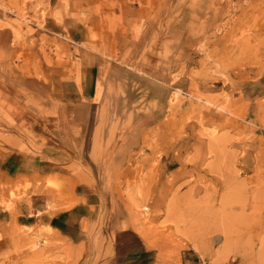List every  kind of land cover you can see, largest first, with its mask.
<instances>
[{
	"label": "rangeland",
	"instance_id": "rangeland-1",
	"mask_svg": "<svg viewBox=\"0 0 264 264\" xmlns=\"http://www.w3.org/2000/svg\"><path fill=\"white\" fill-rule=\"evenodd\" d=\"M83 52L105 60L102 82L113 67L124 84L168 88L144 138L116 137L132 134L117 92L83 99ZM58 134L66 148L48 156L67 160L50 176L8 177L12 154L44 157ZM85 182L120 202L98 228L134 230L152 264L188 249L202 264H264V0H0V264H112L107 235L76 251L20 219L34 195L54 212Z\"/></svg>",
	"mask_w": 264,
	"mask_h": 264
},
{
	"label": "crops",
	"instance_id": "crops-1",
	"mask_svg": "<svg viewBox=\"0 0 264 264\" xmlns=\"http://www.w3.org/2000/svg\"><path fill=\"white\" fill-rule=\"evenodd\" d=\"M105 66V60L97 54L92 52H83L79 61V78L80 88L82 91L83 99L87 102H95L99 87L105 85V92L109 90L118 93V96L114 100L115 115L121 122L128 121L131 125L130 131L132 134H116V137L120 140L122 138L129 137L134 140L142 139L146 135L150 128L156 126L160 122V118L163 115V109L165 103L168 102V88H166L160 82H150L151 84H144L142 87H134L132 82L124 84L122 79H118L117 70L108 72V82H102V68ZM76 88V87H75ZM77 90V88H76ZM81 108L88 112L89 107L82 105ZM149 111L148 114L141 113L142 110ZM123 118V119H122ZM125 120V121H124ZM69 136V134H67ZM71 135V134H70ZM42 136V135H41ZM48 135H44L46 139ZM61 139L59 141H52L49 138V146L46 156H42L37 153L12 154L2 164L3 169L9 178L14 180H24L37 178L43 179L50 176L51 161H58L59 158L64 159V154H68L66 151L56 150L60 155L55 157H49V154H54L53 150L56 146H63L66 148L67 138L64 134L57 135ZM78 141H80V134H76ZM73 136H69L71 139ZM43 138V137H41ZM48 139V138H47ZM63 142V143H61ZM80 150L83 149L80 141ZM141 146L124 147L119 143L117 147L118 153L124 154L125 150L137 152ZM64 156V157H63ZM70 160L72 158H69ZM49 163V164H48ZM50 165V167H49ZM35 184V182H34ZM97 185H93L95 187ZM92 187V184L82 183L79 184L75 190L69 191L71 194V203L73 206L64 208L65 204H71L70 202H58L56 205L57 211H50V206L45 196L42 194L34 195L32 197V207L25 208L26 211L32 212V215H22L27 228H50L53 236L67 243L73 250L89 251L94 250L93 242L91 238L93 235L101 233L107 235V240L110 242L108 248L111 250L112 264H152L150 262V250L147 245L141 243L134 230L126 229L121 230L113 229L111 232L109 229H99L96 225L103 218H111L113 221L115 213L120 210L115 207V203L119 204L118 200L114 197H107L102 200V194L97 190L94 194L88 190ZM57 195V193H56ZM106 203V204H104ZM109 213V215H107ZM113 213V214H112ZM215 248H208V253L205 256L210 255ZM205 251V250H204ZM203 253H198L195 249H188L181 255L180 264H202ZM106 264V263H104ZM110 264V263H109Z\"/></svg>",
	"mask_w": 264,
	"mask_h": 264
},
{
	"label": "bare ground",
	"instance_id": "bare-ground-1",
	"mask_svg": "<svg viewBox=\"0 0 264 264\" xmlns=\"http://www.w3.org/2000/svg\"><path fill=\"white\" fill-rule=\"evenodd\" d=\"M192 110H193V109H192ZM210 138L212 139V137H210ZM215 138H216V137H215ZM215 138H214V139H215ZM219 140H220V139H219ZM219 140H218V141H219ZM216 141H217V140H216ZM218 141H217V142H218ZM218 144H219V143H218ZM211 147H212V146H211ZM113 149H114V148H113ZM178 151H179V150H178ZM110 155H111V154H110ZM196 155H197V154H196ZM191 157H192V156H191ZM189 161H190V160H189ZM191 164H192V163H191ZM183 170H184V169H183ZM159 180H160V179H159ZM166 187H167V186H166ZM166 208H167V207H166ZM222 212L224 213V211L221 210V213H222ZM228 214H229V213H228ZM197 215H198V214H197ZM206 216H207V215H206Z\"/></svg>",
	"mask_w": 264,
	"mask_h": 264
}]
</instances>
